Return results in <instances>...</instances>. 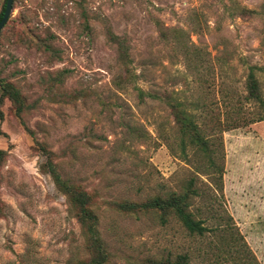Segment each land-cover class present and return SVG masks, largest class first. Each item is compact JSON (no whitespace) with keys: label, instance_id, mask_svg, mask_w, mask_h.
Listing matches in <instances>:
<instances>
[{"label":"rangeland","instance_id":"obj_1","mask_svg":"<svg viewBox=\"0 0 264 264\" xmlns=\"http://www.w3.org/2000/svg\"><path fill=\"white\" fill-rule=\"evenodd\" d=\"M237 7L255 14L238 17ZM156 21L182 32L186 55L184 46L158 36ZM108 33L125 42L135 86L171 92L198 125L210 110L229 128L221 133V192L199 175L193 187L201 195L189 200L204 226L221 220L213 233L189 236L171 216L160 223L153 213L114 208L179 193L192 173L176 155L178 135L165 106L139 103L131 85L115 87L121 66ZM249 66L264 68V0H13L0 31V78L30 109L18 119L0 100V264L88 257L65 197L41 171L37 144L51 152L62 180L89 194L103 264H155L176 255L188 264H229L215 249L227 237L224 220L264 264V121H254L257 109L243 100ZM61 70L60 84L49 82ZM255 77L264 98V69Z\"/></svg>","mask_w":264,"mask_h":264},{"label":"trees","instance_id":"obj_2","mask_svg":"<svg viewBox=\"0 0 264 264\" xmlns=\"http://www.w3.org/2000/svg\"><path fill=\"white\" fill-rule=\"evenodd\" d=\"M4 3L5 0H3L1 5L0 18ZM236 11L237 16L242 18L255 14L253 10L244 7H237ZM155 27L158 31V36L164 41L171 38L176 45H180V47L184 46L183 35L179 30L167 29L157 21L155 22ZM107 35L109 42L114 46L117 62L121 66V72L116 76L115 87L117 89H123L125 86L131 85L130 87L136 92L139 103H143L144 98H148L157 100L165 106L178 135V154L176 155L189 166L192 173V176L188 178L179 193L170 192L165 196L154 195L142 203L118 202L113 204L114 208L125 213H133L135 211L153 213L160 223L165 222L167 216H171L175 218L189 236L203 237L206 233H213L220 227L221 224L219 225V223H221V220L217 219L218 224L213 227L204 226L206 219H195L194 215L189 211V200L192 197L201 195L199 190L193 187L195 179L199 175L205 176L208 179L214 191L221 192L223 157L221 133L229 128L224 124V121L221 122L210 110L204 115L200 125H198L194 116L186 112L182 103L174 98L171 92L163 89L157 94L155 92L143 91L135 86L134 82L137 76L133 74L130 68V59L125 42L111 33ZM38 48L41 49L39 46ZM42 48L44 52H51L52 50L48 44H42ZM182 51L186 55V47ZM196 55L197 53L194 54V59H199ZM263 69V67L249 66L244 81L245 95L243 96V100L245 102H253V105L257 109L254 121H264V98L259 89V82L255 77V72L262 71ZM64 73L67 72L61 70L55 73V75L49 76V82L59 85ZM72 97L75 98V96ZM1 99H6L10 102L13 108V114L18 119H21L22 115L28 113L30 109L18 89L3 78H0ZM23 129L28 135L32 136V132L29 129L24 126ZM37 146L41 154L45 157L44 162L40 164L41 171L49 175L56 189L65 197L68 209L79 225L84 247L88 252L86 260H75L69 264H103L107 255L95 232V217L89 210V194L81 187L62 180L56 171L55 164L52 162L51 152L47 151L41 144H37ZM187 149L190 151L189 157L186 154ZM3 161L4 152L0 150V167ZM208 212H211L209 208ZM212 217L211 215L210 218ZM222 227L227 237H219V243L217 244L220 247L215 246L216 252L221 254L224 252L226 255L224 257L228 258L229 264H257L240 236L236 238L235 234L229 230L225 220ZM188 262L186 255H176L172 261L166 260L155 264H188Z\"/></svg>","mask_w":264,"mask_h":264},{"label":"water","instance_id":"obj_3","mask_svg":"<svg viewBox=\"0 0 264 264\" xmlns=\"http://www.w3.org/2000/svg\"><path fill=\"white\" fill-rule=\"evenodd\" d=\"M12 1L13 0H5L3 12L0 18V30L2 29L3 25L5 24L10 15Z\"/></svg>","mask_w":264,"mask_h":264}]
</instances>
